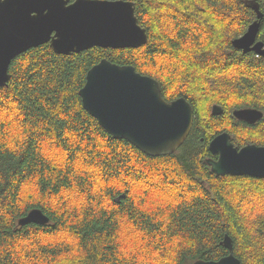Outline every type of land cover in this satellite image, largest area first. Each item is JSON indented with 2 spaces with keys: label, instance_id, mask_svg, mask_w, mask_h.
<instances>
[{
  "label": "trees",
  "instance_id": "obj_1",
  "mask_svg": "<svg viewBox=\"0 0 264 264\" xmlns=\"http://www.w3.org/2000/svg\"><path fill=\"white\" fill-rule=\"evenodd\" d=\"M147 43L57 55H18L0 87V264H192L232 253L264 264V179L215 176L209 142L264 146V62L232 47L255 20L245 0H126ZM263 14L258 39L264 43ZM102 59L185 98L194 122L169 156L116 140L82 107L87 71ZM213 105L222 114H211ZM263 113L253 125L234 110ZM32 209L46 225H18ZM229 238L231 251L224 246Z\"/></svg>",
  "mask_w": 264,
  "mask_h": 264
},
{
  "label": "water",
  "instance_id": "obj_2",
  "mask_svg": "<svg viewBox=\"0 0 264 264\" xmlns=\"http://www.w3.org/2000/svg\"><path fill=\"white\" fill-rule=\"evenodd\" d=\"M244 4L255 20L238 38L233 48L254 53L264 62V43L258 39L263 14L254 0ZM264 31V26H263ZM145 28L138 23L135 4L126 0H0V87L10 79L9 66L18 55L49 44L57 55L70 56L92 48L136 49L147 43ZM83 109L116 140H125L149 157L172 155L188 137L194 110L185 98L166 102L157 81L137 73L129 65L107 59L91 67L79 91ZM211 114H222L213 105ZM237 121L253 125L263 118L257 109L234 110ZM211 155L205 163L217 177L230 175L264 179V146L236 147L223 132L208 144ZM49 218L32 209L18 220L19 226L46 225ZM224 246L231 251L229 238ZM192 264H240L232 254L217 260Z\"/></svg>",
  "mask_w": 264,
  "mask_h": 264
},
{
  "label": "flooded vegetation",
  "instance_id": "obj_3",
  "mask_svg": "<svg viewBox=\"0 0 264 264\" xmlns=\"http://www.w3.org/2000/svg\"><path fill=\"white\" fill-rule=\"evenodd\" d=\"M216 159H217V157H216Z\"/></svg>",
  "mask_w": 264,
  "mask_h": 264
}]
</instances>
